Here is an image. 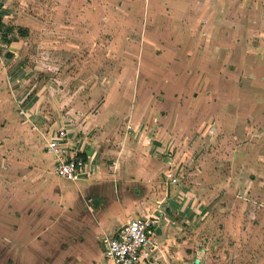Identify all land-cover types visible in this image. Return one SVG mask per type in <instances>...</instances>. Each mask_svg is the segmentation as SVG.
I'll use <instances>...</instances> for the list:
<instances>
[{
    "label": "rangeland",
    "instance_id": "rangeland-1",
    "mask_svg": "<svg viewBox=\"0 0 264 264\" xmlns=\"http://www.w3.org/2000/svg\"><path fill=\"white\" fill-rule=\"evenodd\" d=\"M13 8L0 28V126L10 127L0 157L44 152L27 147L6 77L25 72L46 93L45 121L34 127L82 106L127 109L121 98L139 94L145 138L162 142L175 188L191 198L183 238L192 264H264V85L250 87L251 74L264 77V0H15ZM17 16L32 22L25 37Z\"/></svg>",
    "mask_w": 264,
    "mask_h": 264
},
{
    "label": "crops",
    "instance_id": "crops-1",
    "mask_svg": "<svg viewBox=\"0 0 264 264\" xmlns=\"http://www.w3.org/2000/svg\"><path fill=\"white\" fill-rule=\"evenodd\" d=\"M14 1L0 0L1 28L16 12ZM27 20L23 24L17 16L12 23L30 33L32 22ZM5 43L12 47L16 41ZM250 76V87L264 85L257 72ZM21 77L5 78L16 98L12 105L18 103L19 114L25 117L24 129L31 137L27 147L42 145L44 152L25 159L0 157V163H8L5 172L0 169V264H106L102 238L114 236L125 221L156 208L163 209L165 217L155 231L159 252L153 264H192L194 251L183 238L192 223L191 198L187 190L167 184L165 174L170 169L161 159L162 142L145 138L143 112L135 103L139 94L121 98L132 108L106 104L95 111L82 106L67 119L61 115L49 122L50 127H34L36 119L45 121L41 103L46 93L34 90L36 85L25 72ZM26 79V84L33 81L31 86L19 91ZM60 128L67 130L71 144L86 160L85 175L76 182L54 174V157L46 151L47 136ZM130 128L133 139L127 134ZM9 130L8 125L0 126V133ZM10 138L3 144L11 146Z\"/></svg>",
    "mask_w": 264,
    "mask_h": 264
},
{
    "label": "built area",
    "instance_id": "built-area-1",
    "mask_svg": "<svg viewBox=\"0 0 264 264\" xmlns=\"http://www.w3.org/2000/svg\"><path fill=\"white\" fill-rule=\"evenodd\" d=\"M46 151L54 157V174L65 181L76 182L85 175L86 162L76 151L67 135L60 128L47 136ZM165 180L176 185L178 178L173 170H168ZM165 217L163 209L156 208L146 216L125 221L112 237H103L101 245L106 264H153L159 252L156 229Z\"/></svg>",
    "mask_w": 264,
    "mask_h": 264
},
{
    "label": "trees",
    "instance_id": "trees-1",
    "mask_svg": "<svg viewBox=\"0 0 264 264\" xmlns=\"http://www.w3.org/2000/svg\"><path fill=\"white\" fill-rule=\"evenodd\" d=\"M1 27H2V24H1V20H0V28H1ZM9 30H10V29H9ZM10 31H12V30H10ZM25 34H26V30H25V29L18 28V35H19L20 37H24Z\"/></svg>",
    "mask_w": 264,
    "mask_h": 264
}]
</instances>
